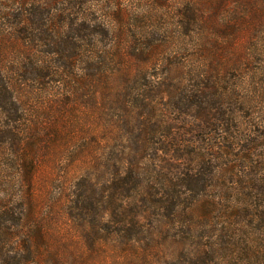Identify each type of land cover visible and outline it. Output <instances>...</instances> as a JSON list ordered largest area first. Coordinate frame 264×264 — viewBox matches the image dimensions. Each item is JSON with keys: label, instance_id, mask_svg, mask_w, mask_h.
Wrapping results in <instances>:
<instances>
[{"label": "trees", "instance_id": "trees-1", "mask_svg": "<svg viewBox=\"0 0 264 264\" xmlns=\"http://www.w3.org/2000/svg\"><path fill=\"white\" fill-rule=\"evenodd\" d=\"M241 2L246 16L253 13L252 19L263 25L264 0ZM83 6V0H0V149L10 155L17 153L19 167L30 169L39 159L36 153L40 149L42 154H52L49 150L59 137L52 132L51 123L61 122L49 110L56 104L53 98L29 106L17 94L19 86L2 73V57L8 50L30 55L47 47L40 52L65 59L63 71L52 74L42 64L44 72H35V82L42 84L39 81L54 76L60 83L55 92L64 88L71 96L68 105L82 92L92 91L84 104L87 116L97 119L105 103L120 105L121 114L117 120L106 121L104 137L95 132L90 118L81 142L68 138L76 144L68 160L85 167H78L82 170L67 197L64 214L83 245L71 247L75 238H56L50 222L35 220L22 203L9 206L7 199L0 198V264H79L85 260L86 250L124 257L131 264H211L209 191L213 178L219 180L227 172L239 178V206L223 205L225 210L239 209V229L236 225L228 228L232 241L239 235V261L229 264H264V46L257 51L259 82H253L250 96L242 98L243 106L252 111L239 126V138H226L222 132H232L231 120L216 112L226 96L210 85L207 65L192 66L188 71L168 66L161 78L150 74L143 78L131 73L134 70L126 75L128 61L133 62L128 60L122 75L116 77L113 69L120 60L111 55V47L98 49L96 20ZM194 6L186 8L188 14L181 16V24L197 22ZM97 10L110 19L118 18L117 8L106 11L97 6ZM245 19L249 24L251 18ZM199 40L200 47L203 35ZM141 45L146 43L135 46V51ZM121 59H125L123 55ZM242 61L248 62L243 54L239 65ZM77 63L83 66L73 75ZM120 78L129 82L126 91L118 87ZM26 80L33 79L20 81ZM160 101L167 102L165 109L158 108ZM75 126L72 122L69 127ZM196 134H200L198 139ZM41 136L52 138L41 147ZM117 139L121 143L113 147ZM228 157L234 163L222 164ZM232 241L230 247L234 248ZM161 247L170 249L167 260H157L152 252ZM215 260L219 264L231 261Z\"/></svg>", "mask_w": 264, "mask_h": 264}, {"label": "rangeland", "instance_id": "rangeland-1", "mask_svg": "<svg viewBox=\"0 0 264 264\" xmlns=\"http://www.w3.org/2000/svg\"><path fill=\"white\" fill-rule=\"evenodd\" d=\"M83 4V8L89 10L91 18L96 20L93 25L97 26L99 37L94 41L98 42V49L111 47V55L117 56L120 60L119 65L115 66L117 70L113 66L116 77L122 75L120 72L124 70L128 60L133 62L128 61L130 66L125 68L126 75L134 70L131 73L135 76L138 73L143 78H147L149 74L150 77L161 78L162 71L168 66L170 68L179 66L183 71H188L192 66L197 68L203 64L207 65L211 76L210 85L220 88V93L226 96L222 105H218L216 112L229 117L232 132H222V135L226 138L231 136L239 138V126L245 123L247 118L245 116L252 111L243 106L242 98L250 96L249 90L252 91L253 82H259L261 65L258 63L260 56L257 51L264 46V24L253 20V13L246 16L245 5L241 0H113L109 3L106 0H83ZM192 5L196 8L197 22L193 25L181 24V16L186 8ZM97 6H102L106 11H114L117 8L118 18H108L97 10ZM244 17L251 18L249 24ZM201 35L204 41L199 47ZM141 43L146 45L143 47L141 45L140 50L135 51V46L138 47ZM42 50L48 48H40L30 55L17 53L14 49L8 50L2 57L3 60L1 59L2 73L11 76L13 82L19 86L17 94L29 106L34 101L52 98L55 100L56 104L53 103L49 110L52 111L53 118L60 119L61 124L57 121L52 122L50 127L59 138L54 145L52 144L54 148L49 150L52 154L49 155L48 151L42 154L43 149L36 153L40 157L33 162L30 169L19 167V161L15 159L17 153L10 155L5 149H0L3 156L0 160V198L7 199L9 206L15 205L16 202L22 203L23 208L33 213L35 220L50 222L56 238L73 237L75 239L71 247H79L83 244L71 229L70 220L64 214V210H68L67 197L72 195L74 180L80 176L81 168L85 166L79 161L75 166L68 160V154L74 151L73 147L76 145L74 140L81 142L84 126L89 124L90 118L94 119L95 132L104 137L106 121L121 117L118 111L120 105L105 103L104 110L98 113L96 119L92 115L87 116L84 111V104L87 103L85 101L90 98L92 91L82 92V95L74 97V102L68 105L67 101L71 96L64 92V88H58V93L55 92L60 83L53 80L54 76L44 80L45 83L39 81L42 84L35 82L37 76L35 72L40 74L44 72L42 64H46L52 74L63 71L61 62L65 59L53 53L40 52ZM241 54L243 58H248V62L242 61L239 65ZM122 55L125 59H121ZM82 66L81 63H77L70 71L73 75L78 74ZM31 68L41 71H32ZM70 71L68 74H71ZM89 72L92 73V70L89 69ZM26 78L33 80H26L24 83L20 81ZM120 79L117 80L118 87L126 91L129 82L126 83V78ZM154 80L155 77L151 81ZM133 96L136 94L133 93ZM166 103L160 101L158 108L165 109ZM249 105L252 106V103L249 102ZM72 122L76 123L73 129L69 127ZM223 126L226 130L227 126ZM116 130H119L118 126ZM44 134L45 132L42 135ZM69 137H73L74 140L73 138L68 140ZM196 137L198 139L200 134H196ZM51 138L41 136L40 146H46ZM118 140H113V147H119L121 142ZM222 160V164L234 163L230 157ZM221 161L215 160V163ZM237 170L239 167L235 170L239 175ZM209 195L212 207L209 209L210 231L207 233V244L209 243L212 248L211 264H219L216 263V258L231 260L227 264L238 262L239 235L235 234L232 241L228 228L236 225L239 229V209L225 210L227 207L223 208V205L239 206V178L228 172L219 177V180L215 176L211 182ZM231 241L233 245L236 243L234 248L230 247ZM152 252L157 254V260L163 261L169 258L170 249L161 247L153 249ZM83 255L85 260L82 259L79 264H131V261L124 257L120 259L118 256L110 257L106 252L102 255L86 250Z\"/></svg>", "mask_w": 264, "mask_h": 264}]
</instances>
